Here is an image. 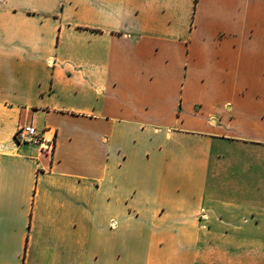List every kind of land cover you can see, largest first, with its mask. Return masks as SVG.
<instances>
[{
	"label": "crops",
	"instance_id": "0c3cea01",
	"mask_svg": "<svg viewBox=\"0 0 264 264\" xmlns=\"http://www.w3.org/2000/svg\"><path fill=\"white\" fill-rule=\"evenodd\" d=\"M0 264H264V0H0Z\"/></svg>",
	"mask_w": 264,
	"mask_h": 264
},
{
	"label": "built area",
	"instance_id": "2783aa9c",
	"mask_svg": "<svg viewBox=\"0 0 264 264\" xmlns=\"http://www.w3.org/2000/svg\"><path fill=\"white\" fill-rule=\"evenodd\" d=\"M15 142L17 144L30 143L41 147L43 150L51 151L53 149V139H39L35 128L32 125L20 127L15 134Z\"/></svg>",
	"mask_w": 264,
	"mask_h": 264
}]
</instances>
